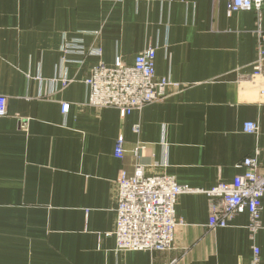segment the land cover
Masks as SVG:
<instances>
[{"label":"crops","instance_id":"0c3cea01","mask_svg":"<svg viewBox=\"0 0 264 264\" xmlns=\"http://www.w3.org/2000/svg\"><path fill=\"white\" fill-rule=\"evenodd\" d=\"M227 3L0 0V264H250L254 247L264 264V228L251 237L244 212L209 230L201 192L178 197L171 250L115 251L120 173L140 165L206 192L256 150L264 171V74L250 78L264 56V10L228 15ZM74 41L81 52L64 54ZM149 47L154 80L174 84L161 101L123 118L87 105L93 67L131 66Z\"/></svg>","mask_w":264,"mask_h":264},{"label":"built area","instance_id":"2783aa9c","mask_svg":"<svg viewBox=\"0 0 264 264\" xmlns=\"http://www.w3.org/2000/svg\"><path fill=\"white\" fill-rule=\"evenodd\" d=\"M214 2L218 0H212ZM227 14L240 11H254L259 15L264 10V0H227ZM262 42L264 34L259 32ZM64 54L80 53L77 42L62 46ZM156 49L149 47L140 52L133 65H125L117 59L112 67L99 64L91 69L85 81L88 90L87 105L96 108L116 109L123 118L134 110L161 101L166 88L172 86L166 79L154 80V60ZM264 56L258 50L254 63L252 81L262 77ZM62 113L68 111V105H62ZM7 115V99L0 96V118ZM135 133L138 127H133ZM243 132L256 134L257 126L253 122L243 125ZM124 154V141L118 138L114 156L121 159ZM246 157L236 168L243 172L234 177L231 183L220 182L209 191L203 192L176 183L167 175L146 177L144 169L136 165L133 175L128 177L120 173L117 181L116 222L113 231L115 251L117 252H165L173 248L175 233L181 221L175 218V205L180 195L205 193L209 199L208 229L226 228L235 216L244 212L248 215V231L254 237L264 228L260 219L264 196V171L261 172L257 157ZM260 251L253 248L250 264H259ZM173 261L172 264H175Z\"/></svg>","mask_w":264,"mask_h":264}]
</instances>
